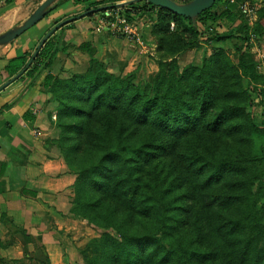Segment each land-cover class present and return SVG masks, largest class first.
<instances>
[{
  "label": "trees",
  "instance_id": "16d2710c",
  "mask_svg": "<svg viewBox=\"0 0 264 264\" xmlns=\"http://www.w3.org/2000/svg\"><path fill=\"white\" fill-rule=\"evenodd\" d=\"M114 1L61 0L53 10L70 2L106 15L104 8L115 7ZM231 2L217 0L196 22L145 1L128 6L126 14L132 23L134 13L158 11V51L165 52L167 38L176 30L204 38L207 45L231 38L233 31L226 37L216 30L223 22L235 25L240 21L242 13L232 11ZM172 24L177 25L176 30ZM80 50L93 62L84 75L62 79L47 75L43 82L58 104L59 118L68 120L66 126L61 125L63 131L76 137L74 149L80 151L91 142L94 120H106L109 145L92 169L77 175L73 188L76 200L82 201L81 192H104L118 199L132 215L156 224L144 236L124 232L121 242L106 235L107 240L100 244L102 259H94V264L99 260H105L104 264H264V147L259 155L254 151L256 142L264 140V123H257L251 98L243 87L247 81L251 93L264 100L263 77L252 55L241 47L238 65L221 54L211 60L214 63L209 68L189 69L183 74L175 60L160 62L148 92L134 78L107 73L104 65L94 60L89 44ZM61 51L53 35L25 76L37 82ZM28 58L24 55L10 60L6 67L9 75L21 73ZM220 71L228 85L220 95L223 103L214 94L221 83ZM260 105L264 111V101ZM125 131L141 134L132 140ZM201 131H225L230 137H239L244 152L218 156L204 150L191 142ZM157 156L165 157L173 166L168 170L174 178L165 179L162 189L140 177L141 173L149 177L152 167L147 170L146 166ZM175 187L182 193L170 198ZM147 188L153 194L145 191Z\"/></svg>",
  "mask_w": 264,
  "mask_h": 264
},
{
  "label": "rangeland",
  "instance_id": "374dc122",
  "mask_svg": "<svg viewBox=\"0 0 264 264\" xmlns=\"http://www.w3.org/2000/svg\"><path fill=\"white\" fill-rule=\"evenodd\" d=\"M131 1L133 0L114 1L115 7L108 5L105 7L106 9L104 8L106 15H101L98 11L89 7L83 8L79 14H83L82 17L90 16L96 19L97 22L103 21L107 27L108 25L110 26L109 22L114 20L112 17H115L114 14L111 16L110 13L115 12L117 9L124 10L123 15L128 19L126 8L132 4L140 3L127 4ZM233 1L230 4V9L242 13L240 21L235 25L226 24L225 22L221 23L220 26L216 25V30L220 35L229 37V32L233 31L232 36H230L231 38L227 40L207 45L203 41L204 38H192L187 33L181 34L184 31L178 32L176 30L177 25L172 24V27L176 31L172 33V36L167 38L166 44V48L170 52L168 50L165 52L162 50L158 51L159 39L156 36L155 27L160 22V14L158 11H144L133 14L134 20H132V26L137 29L136 33L138 37H134V39L132 37L126 38V36L118 35V32H114L112 29V31L110 30L111 36L122 39V44L108 46V48L116 50L115 54L110 55H107L104 49L92 48L91 44H89L94 52L93 58L97 64L101 63L104 65L107 73L124 78H134L136 84L141 83L144 86L143 88H147L149 92L152 90L150 87L159 72L160 62L169 63L175 60L180 69V74L189 69L196 71L207 68L209 65H213L214 62L212 63L211 60L221 54L225 55L233 64L238 65L240 48L243 47L252 55L256 62L258 72L263 77L261 87L264 88V0ZM124 4L125 6H121ZM61 7L68 9L71 7V4L70 2H65ZM242 7L248 10V14L243 13ZM128 45L132 46V48ZM77 57V60L75 59L76 57L73 58L75 67L70 66L69 70L84 75L92 66V59L90 56L88 57V53L77 55ZM63 63L64 61H62V65ZM219 74L218 77L221 83L214 94L218 98V101L223 103L220 95L223 91L227 90L228 85L226 86L224 80L225 73L220 71ZM47 75L43 76L44 80ZM71 75L70 73L69 76H61L60 78H67ZM29 80L31 79H26L25 84ZM243 87L244 91L248 92L251 98V104L253 105L251 109L257 123H264V111L262 105H260V102L264 100L258 98L256 94L251 93L247 81L244 82ZM50 104L53 105L51 111L55 113L53 127L47 130L49 137L48 147L50 152H52L51 156L55 158L56 156L54 155H58L67 166L68 173L74 175L77 179V175L81 176L85 170L92 169L94 163L105 153V149L109 145L110 136L106 131V120H104L105 122L103 120L101 122L94 120L93 128L95 135L92 137L91 142L79 151L73 148V144L77 141L76 137L71 133L63 131L61 125L66 126L68 120L66 117L64 119L59 118L58 104L54 102L51 95ZM115 126L118 127L119 124H115ZM124 133L127 137L132 136V140L141 134L137 131H134V133L125 131ZM119 134L122 136L121 130H119ZM71 136L75 138L72 139L70 138ZM191 142L193 144L199 143L204 150H209L218 156L225 155L231 151H237L236 153L244 152L243 147L240 145L239 137H230L225 131L218 134L201 131V133L191 138ZM263 147L264 140H258L254 147L255 154L259 155ZM168 167L173 168L169 160L163 156H157L151 161L150 165L146 166L147 170L151 168L149 177H147V173H141L140 177L150 184L157 185L158 189H162L167 183L164 181L165 179L172 181L174 178V174L168 170ZM96 177L98 179V174H96ZM145 191L153 194L152 189L147 188ZM181 193L182 190L175 187L169 197L172 198ZM66 196L68 198L66 200L68 205L64 208L59 225L56 224L55 220L50 218L46 221L45 227H43L44 233L49 235V242L51 244L58 243L57 245L62 249L63 264H94V259H102L103 252L100 244L106 239V235L121 242L124 239V232L133 233L136 236H144L145 233H151L156 227L154 221H148L134 214L132 215L125 207L121 206L118 199L113 198V196L110 197L104 192H101V194L95 191L81 192L82 201L76 200L77 197L74 189L70 193H67ZM107 214L109 220L108 218H102ZM40 240L39 236L34 237L30 251L26 254L27 263L25 264H52L50 253L46 252L43 247H40ZM108 244L110 247L111 244L109 242ZM104 262L105 260L98 261L99 264H104Z\"/></svg>",
  "mask_w": 264,
  "mask_h": 264
},
{
  "label": "crops",
  "instance_id": "0c3cea01",
  "mask_svg": "<svg viewBox=\"0 0 264 264\" xmlns=\"http://www.w3.org/2000/svg\"><path fill=\"white\" fill-rule=\"evenodd\" d=\"M44 1L0 0V36L22 26ZM70 4L68 9L52 10L14 42L0 46V264L27 263L26 254L37 236L40 247L50 253L52 264H63L62 249L58 243L49 242L43 227L50 218L59 225L68 205L66 194L73 190L76 177L68 173L58 155L51 156L48 147L47 130L53 127L55 113L42 85L43 76L57 79L80 74L69 67H75L73 58L86 53L80 50L84 44L104 49L107 55L116 53L108 46L122 44V39L111 36L103 21L79 14L88 6ZM71 19L74 21L54 34L62 51L41 78L35 83L30 78L28 85L25 81L29 77L24 75L2 90L14 78L6 70L10 60L28 55L30 62L43 39Z\"/></svg>",
  "mask_w": 264,
  "mask_h": 264
},
{
  "label": "water",
  "instance_id": "95a60500",
  "mask_svg": "<svg viewBox=\"0 0 264 264\" xmlns=\"http://www.w3.org/2000/svg\"><path fill=\"white\" fill-rule=\"evenodd\" d=\"M61 0H45L39 8L30 16V18L20 27H17L15 29L10 30L6 34L0 36V46L8 45L12 42H14L16 39L21 37L23 34H25L27 31L38 25L41 21H43L53 10L55 5ZM145 1L159 9L168 11L173 13L174 15H177L179 17H183L186 19H190L193 22H196L197 19L206 11L212 9L214 5L216 4L217 0H192L188 3H181L176 0H133L127 4H132L135 2H142ZM121 6H125L121 5ZM106 9V8H105ZM74 20L71 19L69 21H66V23H62L58 27H56L54 30H52L40 43L38 46L37 51L33 55L31 61L28 63L27 67L19 73L17 76H15L9 83H7L4 87H2V90L10 86L12 83L19 80L22 76L25 75V73L32 67L34 61L40 54V51L46 44V42L64 25L69 24L73 22Z\"/></svg>",
  "mask_w": 264,
  "mask_h": 264
},
{
  "label": "built area",
  "instance_id": "2783aa9c",
  "mask_svg": "<svg viewBox=\"0 0 264 264\" xmlns=\"http://www.w3.org/2000/svg\"><path fill=\"white\" fill-rule=\"evenodd\" d=\"M233 2H236V0ZM242 10L243 13L248 14V10L246 8L242 7ZM123 13L124 12L121 9H117L115 12L113 11L110 13L111 16L114 14L115 17H112L114 20L109 22L110 26L108 25L109 27H107L110 28L109 30L111 31L112 29L114 32L117 31L118 35L126 36V38L132 37L134 39V37H138L136 33L137 29L132 26V23H130L127 18L124 17Z\"/></svg>",
  "mask_w": 264,
  "mask_h": 264
}]
</instances>
